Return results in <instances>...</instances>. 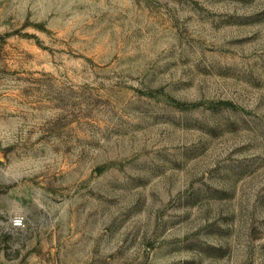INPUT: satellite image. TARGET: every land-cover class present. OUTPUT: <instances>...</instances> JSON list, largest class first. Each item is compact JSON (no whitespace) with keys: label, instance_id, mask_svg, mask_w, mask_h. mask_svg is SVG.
<instances>
[{"label":"rangeland","instance_id":"1","mask_svg":"<svg viewBox=\"0 0 264 264\" xmlns=\"http://www.w3.org/2000/svg\"><path fill=\"white\" fill-rule=\"evenodd\" d=\"M0 264H264V0H0Z\"/></svg>","mask_w":264,"mask_h":264},{"label":"built area","instance_id":"2","mask_svg":"<svg viewBox=\"0 0 264 264\" xmlns=\"http://www.w3.org/2000/svg\"><path fill=\"white\" fill-rule=\"evenodd\" d=\"M13 227L16 228V229H20L23 227V220L22 218H19V217H16L14 220H13Z\"/></svg>","mask_w":264,"mask_h":264}]
</instances>
